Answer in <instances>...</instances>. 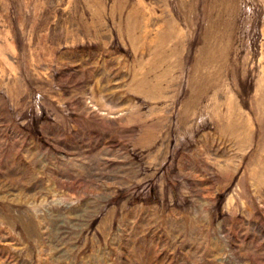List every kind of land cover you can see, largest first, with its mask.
<instances>
[{
  "label": "rangeland",
  "instance_id": "374dc122",
  "mask_svg": "<svg viewBox=\"0 0 264 264\" xmlns=\"http://www.w3.org/2000/svg\"><path fill=\"white\" fill-rule=\"evenodd\" d=\"M0 264H264V0H0Z\"/></svg>",
  "mask_w": 264,
  "mask_h": 264
}]
</instances>
